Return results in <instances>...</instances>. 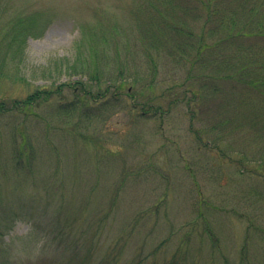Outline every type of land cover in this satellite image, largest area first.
Masks as SVG:
<instances>
[{
  "label": "rangeland",
  "instance_id": "374dc122",
  "mask_svg": "<svg viewBox=\"0 0 264 264\" xmlns=\"http://www.w3.org/2000/svg\"><path fill=\"white\" fill-rule=\"evenodd\" d=\"M150 3L158 4V0H0V107L13 110L16 101L37 90L51 93L49 99L43 101L44 96H41L40 102L27 110L0 112V156L9 163V170L0 168L1 177L6 176L0 186L4 187L11 180L13 170H18L11 161L19 158L20 151L24 156L34 154L35 170L29 174L32 178L54 181L53 193L58 186L55 171H59L58 178L68 181L64 189L67 193L75 180V172L83 177L81 180L86 185L92 182L90 177L97 174L96 163L106 158L111 165L102 167L99 175L103 179L94 187L89 201L72 198L56 202L48 192L40 198L45 187L30 183L29 188L39 191L32 201L39 204L40 213L46 210L43 216L48 218H38L35 223L28 218H17L8 228L9 221L0 210V258L15 264H78L69 261V252H65L63 246L76 250L70 244L81 238L82 246L77 248L79 255H87L91 237L88 236L91 230L86 231L88 224L105 217L96 240L100 238V241L88 264H103L110 255L114 258L109 264H139V259L144 257L147 258L143 264H169L167 260L182 246L180 242H184L187 233L191 236L183 247L188 249L189 264L195 259L198 260L195 264H264V234L252 233L245 246L248 223L230 212L234 208L246 213L256 225L264 228V180L253 178L245 169L242 173L239 164H231L228 159L232 156L239 160L240 144L246 148L247 141L253 143L249 146L252 153L264 144V125L261 124L264 117L257 113L264 110L255 112L247 108L264 107V101L249 91L232 90L226 83L222 93L213 86L201 89L203 86L198 79L191 80L187 84L189 92L184 93L178 85L189 76L188 61L153 55L155 69L151 73V58L145 56L147 54H127L126 47L139 45L151 32L148 19L157 14L149 7ZM176 11L166 10L169 14ZM204 14L192 25L198 34L201 26L211 27L205 24ZM33 16L37 17V23L30 32L27 22L19 26L17 19ZM16 32L20 33L19 37ZM247 42L251 45L254 39ZM118 47L121 58L117 55ZM77 49L82 52L79 54ZM114 61L127 63L124 77L128 82L120 90L119 102L112 99V88L109 101H113L97 104L98 101L91 98L99 87L92 77L100 74H92L91 70L99 67L104 75H112L110 68H114ZM76 64L84 65L77 73L72 70ZM212 69L208 68L205 75L217 73ZM106 83L107 80H101L102 90L106 89ZM232 92L236 93L226 103L225 98L232 96ZM78 99L83 100L84 106H78ZM174 101L175 104L170 105ZM227 104V109L222 110ZM149 106L160 108L162 114L158 112L154 116L152 111L144 115L142 110ZM62 107L70 110L72 107H105L106 111L88 120L73 111H69L70 116H64ZM225 111L237 129L243 131L247 124L249 129L240 134L241 137L246 135V143L228 142L234 140L233 137L219 140L215 138V130L206 134L209 128L218 125ZM191 130L198 131L201 138L209 141L207 148L209 145L218 149L210 150L214 156L199 155ZM243 159L246 169L256 167L253 161ZM187 169L194 170V179ZM121 173L133 175L128 176L124 189L111 190ZM165 175L169 177V184ZM195 185L203 191V198ZM115 191L118 199L114 198ZM82 196L88 198L87 192H82ZM112 201H115L114 209L107 217ZM162 203V208L158 209ZM209 203L223 210L207 217L208 221L217 222L221 247L211 244L210 236L196 229L201 227V222L187 228L198 216L196 209L201 206L207 211L203 205ZM59 206L62 208L60 216H53ZM144 213L137 224V214ZM82 222L86 232L83 237L80 235ZM59 224L63 225L62 235L55 238ZM95 225L97 227L98 222ZM63 231L68 234L66 238ZM170 236L167 253L154 255L157 245ZM200 236L203 237V255L198 256L195 251Z\"/></svg>",
  "mask_w": 264,
  "mask_h": 264
},
{
  "label": "trees",
  "instance_id": "16d2710c",
  "mask_svg": "<svg viewBox=\"0 0 264 264\" xmlns=\"http://www.w3.org/2000/svg\"><path fill=\"white\" fill-rule=\"evenodd\" d=\"M159 5V7H158ZM149 7L153 8L152 10H155L157 16L151 15L148 19L149 29L151 30L148 37L144 38L142 41H140L139 45L136 43L128 47H126V53L127 54H147L145 56H149L152 65L151 73L153 72L154 68V57L153 55H163L166 56V58L174 60H185L188 61L191 65L190 67V73L187 78H185V81L178 85V88H183L182 91L184 93L189 92V85H187L191 80L198 79L199 83L202 84V88H207L209 86H213L214 89H217V91H220L221 93L223 90H225L226 85H231L232 90H240L242 92L249 91L251 93L256 94L264 101V0H158V4L150 3ZM147 7V9L149 8ZM168 9H175L177 10L175 13H168L166 10ZM250 11V12H249ZM204 14L205 24L210 25L209 29H205V27L201 26V33H197V28L194 30L192 29L193 22L197 19H200L201 16ZM17 22L19 26H23L25 22H27L28 32H30V29L34 27L37 23V17H29V19L19 18L17 19ZM17 25V24H15ZM157 29L159 30V34H156ZM20 32V31H19ZM16 32L15 35L18 33L17 37L20 36V33ZM147 34V33H146ZM13 36L16 38V36ZM148 35V34H147ZM94 36H92L93 38ZM18 39V38H17ZM250 39H254L253 44L248 45L247 41H250ZM19 50L21 46L18 44ZM120 47L116 48L117 55L121 58L120 55ZM81 50V48H80ZM77 51H79L77 49ZM79 51L78 53L80 54ZM118 57V58H119ZM175 60V61H178ZM76 62H79L78 60ZM115 66L114 68H110V74L104 75L100 70L99 67L91 70V73H99V75H95L92 78L96 79L97 86L99 87V90L97 91L96 95L93 96L91 99L94 101L107 103L109 101L110 97V91L112 88H114V94L112 99L114 102H119V99L121 97L120 90L125 86L127 81L126 76L124 77L126 71H127V63L122 61H114ZM133 64L136 66L137 62L134 61ZM209 65L212 67L213 71H217V73H210L208 75H205V73L208 70L207 66ZM84 66V65H82ZM82 66L75 65L72 66V70L77 73ZM88 69V67H86ZM83 70L82 73L84 75H87L84 73ZM108 75V76H107ZM208 76V77H207ZM124 78V79H123ZM101 80H107V87L105 90H102ZM136 80V79H135ZM220 81V82H219ZM135 84V82H132ZM226 83V85H225ZM66 86V85H65ZM83 92H85V87L83 84H81ZM173 89V88H172ZM169 89V90H172ZM175 89V87H174ZM216 91V92H217ZM87 92V91H86ZM232 96L225 98L226 103L228 101L232 100L233 95L236 92H232ZM91 95V92L90 94ZM43 97V101H46L51 97V93L46 90H37L36 92L28 95L23 100L16 101L15 108L13 110L9 111H23L30 108L32 105H36V102H40V97ZM186 96V95H185ZM196 96V94H194ZM240 96V93H239ZM81 98V96H78ZM110 99L109 103L113 101ZM76 102H78V106H84L83 100L78 99ZM176 101L171 102L170 105H174ZM179 102V101H177ZM245 102V100H244ZM247 102V101H246ZM96 104V105H97ZM229 104L224 105L222 110L227 109ZM253 106V105H252ZM150 107V108H149ZM145 110H142L144 115L147 112H152L154 116L159 113L162 114V110L158 108L157 110L153 106H149ZM109 110L113 107H107ZM250 110H254L257 112V110H264V107L255 108L253 107H247ZM6 111L2 105L0 107V112H9ZM69 111H73L75 113L78 112L80 116L85 117L88 120H91L94 118L97 113H101L103 111H106L105 107H72V109H68L67 107H62V112L64 116H70ZM195 112V111H194ZM74 113V114H75ZM260 115H263L264 113L257 112ZM73 114V113H71ZM73 114V115H74ZM228 111H225L220 121L218 122V125L213 128H209L206 131V134L209 135L210 132L213 130L216 131L215 138H220L219 140H225L227 137H233L234 140L228 141L231 143L241 142L246 143L245 138L241 137L240 134L245 132L244 130L249 129L247 127V124L245 126V129L239 130L236 127H234L235 123L229 119ZM256 117V113L254 114ZM144 117V116H143ZM192 119L196 118L192 115ZM233 123V124H232ZM264 125V123H261ZM254 126L255 124H251ZM212 130V131H211ZM191 133L194 134L195 140L198 143L197 145V152L201 156L205 157H211L214 156L210 153V150L217 149L215 146L207 148V144L209 141H206L205 139L201 138L200 133L198 131L194 132L191 130ZM213 133V132H212ZM205 143V144H203ZM213 143V142H210ZM239 144V143H238ZM235 144V145H238ZM205 145V146H204ZM248 147H244L242 144H240V159L234 160L232 156H229L228 159L230 160L231 164L233 162L239 164L238 166L241 168V172L245 169L250 171V175H252L253 178H263L264 180V144L256 148L254 153L249 151V146L253 145L251 141H247ZM234 146V145H233ZM218 150V149H217ZM250 152V153H249ZM24 152L20 151L18 156V159H12L11 163L13 168H16L18 170H13L14 173H12L11 180H9L8 183L4 185V187L0 188V210H2V216L7 217L9 223L8 228L11 227V225L14 223V221L17 220V218H28L30 222H36L38 218L46 219L48 218L47 215L43 216L46 210L44 209L41 211H38L39 204H36L34 201H32L33 196L37 195L39 192L38 190L32 188H29L30 183L36 184V187H42V185L45 187V190L42 191V193L39 195L40 198L44 197V193L48 192V196L51 197L53 201L59 202L57 199L65 202L68 199H79V200H86L89 201L91 199V193L94 191V187L96 185H99L101 182L100 179H103L100 174V171L103 168H108L110 165V162L108 163V160L105 158L103 160H100L99 163L94 165V169L97 170V174L91 176L92 182L87 183L84 185V181H82L79 175L77 176L76 172L73 174V177L75 180L72 182V186L70 190L65 193V185L68 181H64V178H58V172L55 171L56 176V183H58V186H56V191L53 193L54 189V181H50L45 178H40L35 176L32 178V175L29 174L35 170V162H34V154L32 153L31 156H24ZM220 155V154H219ZM252 155V157H250ZM16 157V158H17ZM182 157V156H181ZM222 157V155H220ZM29 158V159H28ZM249 159L246 161H253L254 162V168L246 169L247 164L244 159ZM5 162H4V160ZM0 160H2V163H0V168H2L1 171H6L3 169L9 170V163L8 159L5 157L0 156ZM184 162V161H183ZM239 162V163H238ZM57 165V164H55ZM186 167V166H184ZM190 167V166H189ZM11 168V169H13ZM190 177H195V172L192 169L186 170ZM95 173V172H94ZM243 173V172H242ZM141 174V173H140ZM31 175V176H30ZM133 175V174H129ZM127 173H121L117 177V180L115 182V185L112 186L111 190H114V187L116 189H124L125 185L127 183V178L129 176ZM263 175V176H261ZM11 176V175H10ZM50 176V175H49ZM6 178V176L1 177L0 174V183L3 182V180ZM166 179L167 184H169V177L167 175L164 176ZM103 182V181H102ZM54 183V184H53ZM93 185L91 188L90 186ZM7 187V189L5 188ZM64 186V188H63ZM89 186V187H85ZM198 189V195L203 198V191L199 190L198 186L195 185ZM61 187V190L59 189ZM5 189V190H4ZM31 189V191H30ZM170 189V186H167V191ZM87 192V197L82 196V192ZM166 194V193H165ZM57 197V198H56ZM117 192L115 191L114 198L118 199ZM216 198V197H215ZM114 200V199H113ZM114 202L110 203L108 206L109 211L106 212V216H110L111 210L114 209ZM46 203H44L45 205ZM162 204L157 206L158 209L162 208ZM206 208L207 211H204L202 207L200 206L196 210L198 211V216L195 219V224L191 222L187 226L193 227L197 226L198 222H201V227L198 226L196 229H200L201 233L208 234L210 236L211 244H214V246H220L221 244V236L216 232V226L217 222L214 221L210 222L208 221L207 217L209 214H220L221 210L217 208V205L215 204H206L203 205ZM60 211H62L61 206H59L58 211L53 216H60ZM223 211V210H222ZM221 211V212H222ZM157 212V211H156ZM232 215H238L241 219H244L248 223L249 231H246V242H244L245 246L249 242V237L252 233L258 232L259 234H264V228L260 225H256L255 221L251 218L250 215H247L246 213L239 212V210H236L234 208L230 211ZM208 214V215H207ZM1 215V214H0ZM144 214H137V224H140L139 220H142ZM207 215V216H206ZM158 216V215H156ZM210 217V216H209ZM106 218L104 217L98 222V225L96 227V223H89L87 232L91 230V233H87L88 236L91 235L89 238L90 244L88 246V252L87 255L81 256L79 255V250L77 248H81V238H76L74 244H70V246L76 250L69 249L67 246H63L62 243L59 245L64 248L65 252H69L68 256L70 257L69 261H74L78 264H88V259L92 256V252L96 249L99 241L97 242L98 232L104 227L102 224L103 220ZM210 222V223H209ZM102 223V224H101ZM60 226L57 227V230L59 233L56 234V236H53L55 238H58V235H62L61 227L63 225L59 224ZM186 227V225H185ZM106 228V227H105ZM81 233L80 235L83 237V235L86 234L85 230L83 229V222L80 225ZM195 229V228H194ZM248 229V228H247ZM97 230V231H96ZM66 231V230H65ZM63 231V232H65ZM170 228L166 230V232H169ZM2 232V230H1ZM215 233H217L215 235ZM67 237V233L65 232ZM190 233H187L185 235L184 242H188V239H190L189 236ZM172 236V235H171ZM171 236L168 239H163L155 248L153 251V254L156 255L157 253H167L166 247H169L167 245L169 243V240L171 239ZM199 247L196 249V254L198 256L203 255L202 246H203V237L200 236ZM253 238V236H252ZM81 239V240H80ZM184 242L181 243V247L176 250L174 254H172L170 260H167L169 264H189L191 261L187 258V252L188 249L186 247H183ZM8 244L5 243V246ZM194 243L192 244L193 247ZM195 254V253H194ZM108 256V255H107ZM114 256H108L106 257L107 260L104 261L102 259L103 264H109V262H112ZM147 258V257H146ZM146 258L139 259V264H143L146 261ZM195 261L198 262L197 259L193 260L191 264H195ZM0 264H15L12 263L9 259H2L0 258ZM153 264H157L154 262Z\"/></svg>",
  "mask_w": 264,
  "mask_h": 264
}]
</instances>
